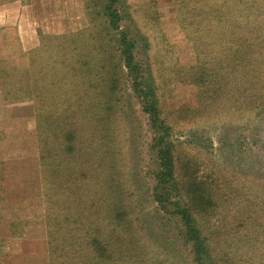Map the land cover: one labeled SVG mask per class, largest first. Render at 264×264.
<instances>
[{
	"label": "rangeland",
	"instance_id": "rangeland-1",
	"mask_svg": "<svg viewBox=\"0 0 264 264\" xmlns=\"http://www.w3.org/2000/svg\"><path fill=\"white\" fill-rule=\"evenodd\" d=\"M80 62L88 76L69 72ZM29 63L30 95L4 88ZM0 69V264H53L49 224L84 237L79 196L100 203L106 186L126 212L113 256L82 250L80 264H197L202 248L205 264H264V0H0ZM74 123L99 137L91 177L55 196L57 138ZM158 137L174 160L167 209Z\"/></svg>",
	"mask_w": 264,
	"mask_h": 264
},
{
	"label": "trees",
	"instance_id": "trees-1",
	"mask_svg": "<svg viewBox=\"0 0 264 264\" xmlns=\"http://www.w3.org/2000/svg\"><path fill=\"white\" fill-rule=\"evenodd\" d=\"M105 8L107 10V16L110 18L111 24L115 25L117 16L111 13L113 9H111V6H106ZM123 41L125 44H127L126 39ZM128 41L131 44V40L129 39ZM127 59L132 60L131 54L129 55V57H127ZM31 63L27 64L26 68H21L20 70H14V71L5 73L6 77H4L3 81L6 83V85L4 82H2V84L5 85L4 88H6V86H9V85H13V86L18 85L17 88L19 91L23 92L25 95H30V87H31L30 80L32 78V76L30 75L31 74V69H30ZM127 63L129 64V62ZM70 64L71 63H68L66 67H68V65ZM90 66H91L90 63L87 64L84 62H80L78 67L76 68L70 67L69 72L73 76H75L78 71H79V75H82V73L85 72V76H88L91 73ZM0 70L2 72H5L2 69ZM12 78H16V81L11 82ZM84 78H88V77H84ZM105 109L107 108H102L100 109V111L101 110L105 111ZM148 109L152 113L154 114L156 113L154 112L155 111L154 108H148ZM154 116H153V119L155 120L156 117ZM103 119H104L103 117L97 118V123L99 124L100 128L103 127V124H104V122H102ZM86 131L88 133L87 132L83 133L84 137L82 136L80 137V135L78 134L80 130L78 128V125L77 127L75 126V123L70 124V125L68 124L65 132L64 130L59 131V133H61L62 136L64 137L62 140H59V138H57L58 141H61V142L60 143L58 142V145H59V148H58L59 150H57L58 152L54 153L56 160H57L55 171H56V177L58 181L57 185L55 186V187H58L57 192L54 194L55 196L56 194L57 195L61 194L62 196L64 195L62 189L65 186L64 182L66 181L67 178L71 179L75 177L76 179H79L82 177V179L85 178V181H87L89 179L88 177L89 176L91 177L88 167L93 168L92 166L93 163L89 164L88 158H90V155H93L94 151L98 149L97 147L99 144L98 143L99 137L96 136L95 131L92 130V126L90 127L87 126ZM160 137H158V139L156 140L157 142L156 144L159 145V147L163 145L161 148H159L158 152L161 158V165L163 166L164 171L159 177V180H157L158 185L156 187H162V192L160 193L156 192V199L159 201L160 207L162 209H167L168 206L172 204L171 198H170L171 189L166 187L165 185L168 184L170 180L173 181V173H174L173 171L174 162L173 161L174 160H173L172 147L169 144L164 143V141H162L161 139L162 137L161 138ZM49 155H50V152L45 151V150H43V152L40 154L43 172L48 167V165H46L45 162L48 163ZM83 167L86 170L84 169L82 171L81 168ZM58 175H60V177H58ZM101 181L103 184L106 185L105 180H101ZM105 188L109 189L107 188V186ZM106 189H104L105 193L102 196L100 195V197H98V199L102 200L100 203H96V201H93L94 195H96L99 192H95L94 194H92V196H90V198H85V196L84 197L79 196L78 208L80 206V203L84 202L85 200V204L83 203L76 213V215L79 217L84 216L86 220L85 222L84 221L80 222L83 228V231H84V234H83L84 237L78 236L77 238L76 237H73L72 239L65 238L64 240H62L60 239L62 237L59 238V235H60L59 226L61 224H58L55 219H54L55 223L49 224V227L51 228V232L49 234L48 246L50 248L52 256L54 257L52 260L53 264H80L79 256L82 250L84 251V253L88 250L92 252V254H97L99 258H102V260L112 259L113 254H112L111 246L115 244V241H116L115 239H117L116 235L118 234V232H116V227H118V224L120 223L122 218L125 217L126 212L123 207L124 202H121V204H117V205L110 202V193L112 194V190H106ZM74 197H76V200H77V196H74ZM70 198H72V195L70 196ZM86 204H90V205H86ZM174 204H177V202L173 203V206L176 207ZM192 210L193 208L188 203L187 205H185L184 203L181 208L174 209V211L177 212L181 216V219L185 223L190 237L195 240H199L200 239L199 234L197 233L196 229L192 225V223L194 222L192 218L193 217ZM89 211H91V213H94L97 216L99 214L100 215L98 216L99 218L103 217L100 222H104L106 218L108 219L106 225L110 229L109 232H106V230L103 231L102 230L103 227L100 226L99 223L94 224L93 221H90L91 216L86 217V214ZM55 218H58V216ZM106 225H105V228H106ZM11 226L14 227L13 224H11ZM67 226L70 228L71 225L69 226L68 224ZM68 227L66 228V230L69 231ZM63 228L61 226V229ZM196 233L198 234V236L196 235ZM59 243H60V246L58 245ZM195 246H196V243H195ZM202 249H203L202 253L205 254L206 252L204 248ZM63 253L66 254L64 258L63 256H61ZM202 253L200 252V250L199 251L198 249L196 250L197 264H205L204 263L205 258L202 256ZM60 259H62V261Z\"/></svg>",
	"mask_w": 264,
	"mask_h": 264
}]
</instances>
